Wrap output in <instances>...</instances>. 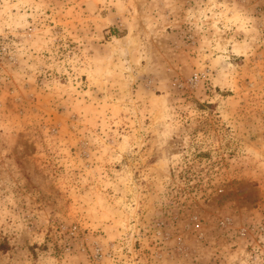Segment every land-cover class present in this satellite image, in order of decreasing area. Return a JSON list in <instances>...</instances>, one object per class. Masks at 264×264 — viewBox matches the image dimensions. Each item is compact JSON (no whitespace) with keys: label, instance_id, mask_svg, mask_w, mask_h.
Wrapping results in <instances>:
<instances>
[{"label":"rangeland","instance_id":"374dc122","mask_svg":"<svg viewBox=\"0 0 264 264\" xmlns=\"http://www.w3.org/2000/svg\"><path fill=\"white\" fill-rule=\"evenodd\" d=\"M0 264H264V0H0Z\"/></svg>","mask_w":264,"mask_h":264}]
</instances>
